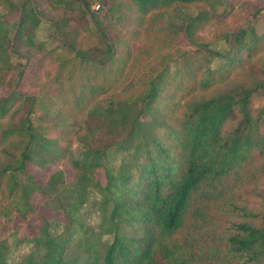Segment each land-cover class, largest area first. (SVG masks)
I'll use <instances>...</instances> for the list:
<instances>
[{
	"label": "trees",
	"instance_id": "trees-1",
	"mask_svg": "<svg viewBox=\"0 0 264 264\" xmlns=\"http://www.w3.org/2000/svg\"><path fill=\"white\" fill-rule=\"evenodd\" d=\"M23 1L0 0V88L24 75L11 54L46 51L35 36L45 13ZM43 1L52 10L77 2L81 16L51 24L62 38L54 59L59 102L17 91L0 98V222L33 214L34 194L52 197L67 221L44 218L12 242L0 235V264H264V190L261 205L242 193L264 185V102L256 106L264 96V8L227 35V54L202 45L194 54L165 51L139 93L97 100L125 68L122 40L104 31L87 0ZM102 3L108 24L124 19V10L137 12L165 49L227 7L225 0ZM14 12L19 23L9 20ZM86 18L99 32L100 57L70 39L73 30H89ZM50 37L58 41L55 32ZM39 105V118L61 138L34 125ZM62 158L70 160L71 183L63 171L43 185L27 174L30 163L45 169ZM100 169L105 183L96 179Z\"/></svg>",
	"mask_w": 264,
	"mask_h": 264
},
{
	"label": "rangeland",
	"instance_id": "rangeland-1",
	"mask_svg": "<svg viewBox=\"0 0 264 264\" xmlns=\"http://www.w3.org/2000/svg\"><path fill=\"white\" fill-rule=\"evenodd\" d=\"M26 1L27 0H24L23 2L26 3ZM33 1H35L37 6L39 5L43 9V13H45V17L41 18V22L36 28L35 36L37 43L45 42L46 51L41 50V52L39 51L35 54L27 50H22L19 53L11 54V63L24 67V75L22 78H19L16 74L13 75L9 82L10 86L0 88V98L17 91L27 96L44 98L46 101L50 98H56V101L59 102L57 97L59 96L60 88L55 79L58 75L60 63L54 59L57 60L58 51L56 50V46L60 43L59 41L62 38L57 33L56 28H51V24L53 20H57L61 17L79 18L81 16V11L78 8L79 3L75 2L70 6V10L66 8L52 10L43 0ZM82 1L84 2L85 0ZM87 1L90 3L91 11L99 17H103L101 21H103L102 28L104 31L106 30V33L109 35H116L122 40L123 44L119 46L118 55L121 56L123 62H126L122 72L110 81V90L104 94L97 95V100L110 97L124 98L130 93H139L141 90L140 81H145L148 73L153 70H159L164 64L163 57H165V54L163 53H165V51L169 50V53L183 52L186 54H194L199 48L198 45H202L210 46L212 49L227 54L228 50L225 42L227 35L245 26V22L252 19L251 15L249 16L250 12L253 13L257 11L258 7L264 8V0H225L227 4L226 11L217 14L222 16H215L214 20L201 24L193 38L188 37L186 33H179L178 36L174 38L172 47L165 49L162 47L163 44L161 42L153 38L156 33L149 30L147 23L140 25L139 14L137 12L124 10V19L119 22L118 19L114 18L111 20V24H108L104 19V11L107 8V4L102 3L103 0ZM203 6L205 5L197 6L195 10H199ZM248 7L251 8L248 10ZM206 8L210 9V7ZM116 16L117 15H115V17ZM19 19L20 13L17 12L12 13L11 17L9 16V20L12 23L17 21L19 23ZM83 22L88 23L89 30L80 31L81 28H79L77 30L79 31L77 32L78 34L75 30H69L71 31L70 39L74 38L79 47L93 52L96 57H100L103 54L101 52H104V48L99 32L96 31L95 26L87 18L83 19ZM51 32L56 33L58 41L52 40L50 37ZM51 53H53V56H51ZM69 57L71 59V56ZM68 66L71 65H67V67ZM69 70L70 68L64 73V76H67ZM238 76L239 74L236 76V79ZM63 82L67 87L66 79ZM261 102H264V96L258 100L256 106L260 105ZM43 112L40 105L33 111L31 119L34 125L38 126L41 124L46 129H50L49 138H61V132L52 129V121L48 118L47 121H44V118H39L43 116ZM70 138L71 136H68L67 139ZM71 139V148H73L76 145V138L74 136ZM65 144L63 145L65 146ZM59 171L64 172L68 183L74 180V173L68 158H62L48 165L45 169L39 168L31 163L27 166V174L33 177L39 185L45 184L53 173ZM96 179L101 183H105V172L101 169L98 170ZM262 190H264V185L258 183L255 185L254 192L245 190L242 191V193H245V196H248L249 200H252L251 202L253 205H261V199L258 198L257 195H259L258 192ZM52 199V197L34 194L32 196L35 205L34 213L28 214L25 219L17 216L9 223L0 222L1 237L3 239H8L10 242L15 238L21 239L28 237L34 230L42 225L44 218H49L51 221L61 225L65 224L67 221L66 216L62 212L54 209V204L51 202Z\"/></svg>",
	"mask_w": 264,
	"mask_h": 264
}]
</instances>
